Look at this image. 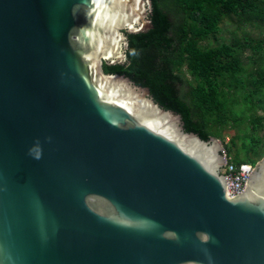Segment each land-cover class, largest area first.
Wrapping results in <instances>:
<instances>
[{
    "label": "water",
    "instance_id": "1",
    "mask_svg": "<svg viewBox=\"0 0 264 264\" xmlns=\"http://www.w3.org/2000/svg\"><path fill=\"white\" fill-rule=\"evenodd\" d=\"M152 0H0V264H264V156L229 197L223 143L107 74Z\"/></svg>",
    "mask_w": 264,
    "mask_h": 264
},
{
    "label": "trees",
    "instance_id": "2",
    "mask_svg": "<svg viewBox=\"0 0 264 264\" xmlns=\"http://www.w3.org/2000/svg\"><path fill=\"white\" fill-rule=\"evenodd\" d=\"M147 33L128 35V62L107 74L150 89L164 109L203 140L223 139L228 158L254 165L264 156V0H152ZM226 20L262 37L220 41ZM190 76L191 80L187 78Z\"/></svg>",
    "mask_w": 264,
    "mask_h": 264
},
{
    "label": "built area",
    "instance_id": "3",
    "mask_svg": "<svg viewBox=\"0 0 264 264\" xmlns=\"http://www.w3.org/2000/svg\"><path fill=\"white\" fill-rule=\"evenodd\" d=\"M254 169V164H236L231 162L226 155V162L221 170V173L226 177L229 197L240 195L246 190L247 181Z\"/></svg>",
    "mask_w": 264,
    "mask_h": 264
},
{
    "label": "rangeland",
    "instance_id": "4",
    "mask_svg": "<svg viewBox=\"0 0 264 264\" xmlns=\"http://www.w3.org/2000/svg\"><path fill=\"white\" fill-rule=\"evenodd\" d=\"M222 32L219 35L220 41H228L229 39L233 37L238 38H244L245 36H249L252 38H260L262 37V32L259 29H256L253 26L243 25L235 23L234 21L226 20L221 25ZM187 78L191 80L190 76L188 75ZM237 134L236 130H229L225 133L224 138L221 140L219 139L223 144H228L230 142L231 136ZM230 161L234 162V155H230Z\"/></svg>",
    "mask_w": 264,
    "mask_h": 264
}]
</instances>
